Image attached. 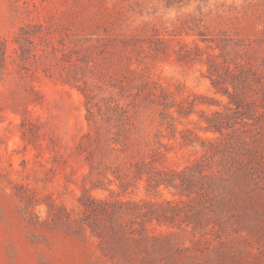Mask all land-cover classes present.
I'll return each mask as SVG.
<instances>
[{
  "label": "rangeland",
  "instance_id": "1",
  "mask_svg": "<svg viewBox=\"0 0 264 264\" xmlns=\"http://www.w3.org/2000/svg\"><path fill=\"white\" fill-rule=\"evenodd\" d=\"M29 25L50 32L49 74L20 72ZM2 40L0 264H110L78 199L187 202L146 181L211 143L205 228H148L181 264H264V0H0Z\"/></svg>",
  "mask_w": 264,
  "mask_h": 264
},
{
  "label": "trees",
  "instance_id": "2",
  "mask_svg": "<svg viewBox=\"0 0 264 264\" xmlns=\"http://www.w3.org/2000/svg\"><path fill=\"white\" fill-rule=\"evenodd\" d=\"M49 35L48 30L43 31V26L29 25L21 27L11 40L15 45L13 50L19 61L20 72L26 74L24 77L27 75L33 77L38 70L46 74L52 70V65L46 64V61L57 50L53 47ZM60 52L61 58L66 57L67 53ZM8 57L7 40H2L0 42V75L6 70ZM231 102L236 109L244 108L235 98H232ZM207 129L221 132L220 127L214 125L213 121H208ZM25 134L23 136H26ZM123 140L129 142V136L125 135ZM208 153L205 151L203 159L212 160V143L208 146ZM152 160L150 165L153 167L155 161ZM206 160L195 163L182 174L154 170L155 167H153V174L146 181L148 191L164 187L175 191L177 195L186 197L187 202L150 200L122 202L96 199L83 194L78 199L80 212L78 219L75 220L77 231L83 237L89 231L90 236L98 241L97 248L101 255L110 264H181L179 251L177 249L174 251L167 241L170 234H155L154 230L149 229L148 226L165 225L167 228L182 229V225L185 224L187 228L194 231L205 228L211 210L207 206L209 192L203 181L212 179L208 173L212 164ZM144 168L143 162L137 164L136 174H142ZM99 187V182L92 184V188ZM204 218H206L205 221H203Z\"/></svg>",
  "mask_w": 264,
  "mask_h": 264
}]
</instances>
